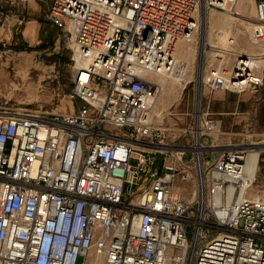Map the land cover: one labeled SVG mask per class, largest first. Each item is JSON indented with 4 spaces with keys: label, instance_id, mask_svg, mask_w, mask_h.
Instances as JSON below:
<instances>
[{
    "label": "built area",
    "instance_id": "1",
    "mask_svg": "<svg viewBox=\"0 0 264 264\" xmlns=\"http://www.w3.org/2000/svg\"><path fill=\"white\" fill-rule=\"evenodd\" d=\"M49 1L73 46L76 107L0 109V264H264V133L205 159L219 114L195 103L190 144L151 115L152 74L177 70V43L236 0ZM252 2L260 52L212 67L209 93L264 83V64L249 63L264 60V0Z\"/></svg>",
    "mask_w": 264,
    "mask_h": 264
},
{
    "label": "rangeland",
    "instance_id": "2",
    "mask_svg": "<svg viewBox=\"0 0 264 264\" xmlns=\"http://www.w3.org/2000/svg\"><path fill=\"white\" fill-rule=\"evenodd\" d=\"M240 1L235 10L237 14L239 12L245 17L238 14V18L233 22L230 18H224L226 22L222 21L225 25L233 23L229 36H234V43L224 49L211 46L222 40L225 27H228L219 26L220 20H215V23L211 21V15L221 16L223 12L210 10L207 15L203 33L205 43H208L205 44L207 52L201 56V76L212 67L229 69L239 50L249 54L260 52L251 46L249 29L246 28V25H251L246 21L248 20L246 17L251 22L254 19L253 2ZM21 10L23 14L27 13L25 9H20V12ZM30 18L31 16L25 14L21 22L15 25L18 27L14 30L11 42L1 39L0 36V109L72 112L76 107V102L69 97L73 74V46L57 27L35 31L33 35L25 34L23 26ZM200 36L201 34L197 33L192 40L177 44L175 56L182 63L181 80L169 77L164 84L162 83V91L155 102L154 111L155 126L165 128L166 133L174 132L178 136L185 132L187 135L183 138L185 143L189 144L191 128L196 121ZM212 52L222 53L223 56H214ZM257 60L261 65L264 64V60ZM200 86L199 108L204 111L208 107L221 118L218 131L211 133L210 136L203 135L200 139L205 146L203 149L205 159H210L211 154L216 155L223 149L239 148L240 144L251 143L264 133V83L257 90H246L242 93L228 90L209 93L203 82ZM157 159H160L159 155Z\"/></svg>",
    "mask_w": 264,
    "mask_h": 264
},
{
    "label": "bare ground",
    "instance_id": "3",
    "mask_svg": "<svg viewBox=\"0 0 264 264\" xmlns=\"http://www.w3.org/2000/svg\"><path fill=\"white\" fill-rule=\"evenodd\" d=\"M239 1L240 0H236L235 4L234 5H231V6H229V5L226 4L228 7L226 8V11H223V13H222L221 16H215L214 17L213 15H211V21L213 20V22H214L215 20H220L219 26L221 25V27H224V26H228V27H225V35H224V37L222 38V40L218 44H212V45L209 44V45H211L213 47H220V48H223V49L225 47H228V46H231L232 45L229 42V37H231L232 35L229 36L230 35L229 33H231L230 30H231V27H232V24L233 23L232 24L227 23L225 25L223 22H226V19H224V18H230V21L233 22L235 18H238V14L241 15L239 12L237 14V11L235 10V8L238 5ZM210 12L211 11H209L208 13H206V14H204L202 16L201 23H200V28H201V30H200V34H201L200 39H201V42L200 43L201 44H200V47L198 49L199 57H198V60H197V72L198 73H197V80H196L197 81V83H196V107L198 106L199 99H200V94H201V86H200V83L203 82V80H204L203 75L201 76V66H202L201 65V56L203 54H205V52H207V50H205V44L208 43V42L205 43L206 40H205V36H204L203 30H204V27H205V19H206L207 15H209ZM241 17H245V16L241 15ZM246 18L248 19L246 21H248V22H250L252 24V22L249 21V18L248 17H246ZM246 18H243V19L245 20ZM246 28H248L249 31H250L251 25H246ZM227 37H228V39L226 40ZM232 37H234V36H232ZM178 43H180V42H178ZM227 43H228V45H227ZM250 44H251V42H250ZM251 46H253V45L251 44ZM253 47L255 48V46H253ZM175 50H176V48H175ZM242 52H244V51H242ZM212 54L214 56H223L222 53L212 52ZM178 62H179V64H177V67H176L177 70H175V71H172L170 73H165V74H157V73L152 74V77H154L155 81H157L161 85V87H162V83L164 84L165 81H166V79L169 78V77L178 78L179 80H181L180 79V76L183 74L182 63L180 61H178ZM249 63H251L252 65H255V66H261V64L258 62L257 59H253ZM154 111H155V104L153 105L152 110H151V115H152L153 119H155V113H154ZM198 123H199V119L196 120V123H195L196 124L195 125L196 128L199 126ZM196 143H197L196 144V147L198 149H202L201 146L198 144V142H196ZM256 156H257V153L255 151L250 152L249 155H248V159H247V171L249 173H251L253 171V169H254V162H255ZM230 190H231V188H229L228 193H230Z\"/></svg>",
    "mask_w": 264,
    "mask_h": 264
},
{
    "label": "crops",
    "instance_id": "4",
    "mask_svg": "<svg viewBox=\"0 0 264 264\" xmlns=\"http://www.w3.org/2000/svg\"><path fill=\"white\" fill-rule=\"evenodd\" d=\"M49 0H29L22 2L19 0H0V36L1 39L8 41L13 40L15 26L21 22L25 14L31 16L30 19L23 26V32L30 35L35 31L42 29H56V26L51 24L47 19V12L49 8ZM25 9V14L22 13ZM29 12V13H28Z\"/></svg>",
    "mask_w": 264,
    "mask_h": 264
}]
</instances>
